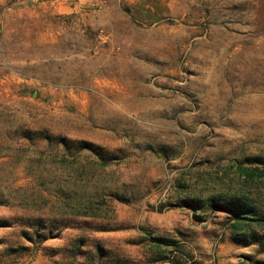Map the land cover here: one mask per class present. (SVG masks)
Wrapping results in <instances>:
<instances>
[{"label": "rangeland", "instance_id": "rangeland-1", "mask_svg": "<svg viewBox=\"0 0 264 264\" xmlns=\"http://www.w3.org/2000/svg\"><path fill=\"white\" fill-rule=\"evenodd\" d=\"M23 126L121 156L67 151ZM254 154L264 157V0H0V216L122 221L92 235L145 261L184 249L185 264H260L264 250L231 239L227 211L174 204L242 191L264 205ZM62 259L38 251L0 264Z\"/></svg>", "mask_w": 264, "mask_h": 264}, {"label": "trees", "instance_id": "trees-1", "mask_svg": "<svg viewBox=\"0 0 264 264\" xmlns=\"http://www.w3.org/2000/svg\"><path fill=\"white\" fill-rule=\"evenodd\" d=\"M124 8L131 12L128 4ZM20 135L30 139H40L62 145L67 151L91 150L103 159H115L121 153L115 148H109L102 143L83 137H73L67 134L54 132L46 127L19 128ZM250 160L264 162V157L259 154L250 155ZM264 174V168L255 167ZM253 171H250L252 173ZM124 202H129L128 195L114 193ZM174 204L186 206L199 216V212H210L222 209L228 212L233 225L230 231L232 240L244 245L256 244L264 250V230H259L255 225H264V205L257 197L247 192L223 191L208 197L184 196L178 198ZM159 208V207H158ZM203 217L202 215H200ZM125 224L117 221L95 220L89 217L74 215L45 216L21 215L0 216V227L12 228L13 233L8 238L0 236V255L19 257L26 254H35L42 251L51 255L60 254L66 264L77 262L79 264H142L145 259L134 258L126 254L119 246L105 243L92 232L117 230L124 228ZM243 226V227H242ZM248 227V228H244ZM67 229H80L88 233H78L70 236L65 243L51 244L50 240L61 238ZM148 236V234H147ZM161 242L171 243L168 236H155ZM143 238L136 239L133 243L143 242ZM177 257L157 253L149 256L146 263L158 260H171L173 264H185L191 254L189 251L179 249ZM264 264V258L259 260ZM197 263V262H196ZM198 264V263H197Z\"/></svg>", "mask_w": 264, "mask_h": 264}, {"label": "built area", "instance_id": "built-area-1", "mask_svg": "<svg viewBox=\"0 0 264 264\" xmlns=\"http://www.w3.org/2000/svg\"><path fill=\"white\" fill-rule=\"evenodd\" d=\"M101 35H103V32L101 31V33H100Z\"/></svg>", "mask_w": 264, "mask_h": 264}]
</instances>
